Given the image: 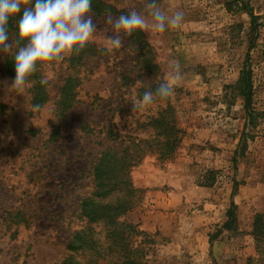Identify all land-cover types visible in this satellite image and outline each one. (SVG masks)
I'll use <instances>...</instances> for the list:
<instances>
[{
  "label": "rangeland",
  "instance_id": "1",
  "mask_svg": "<svg viewBox=\"0 0 264 264\" xmlns=\"http://www.w3.org/2000/svg\"><path fill=\"white\" fill-rule=\"evenodd\" d=\"M103 1L152 22V0ZM156 3L169 16L182 11V25L136 30L119 49L110 48L105 15L92 13L96 32L80 59L38 68L48 80L38 109L32 86L22 94L11 88L2 69L10 54L0 52V264H60L73 232L87 225L107 245L125 243L134 264H264V231L254 230L255 217L264 216V0H238L244 9L235 0ZM177 63L183 78L168 103L178 147L166 158L145 151L128 170L131 187L106 199L126 196L131 209L89 223L79 204L92 192V162L113 145L106 129L117 143L152 138L142 124L166 101L137 110L133 102L140 87L165 82ZM244 70L252 123L237 90ZM68 81L72 103L61 114Z\"/></svg>",
  "mask_w": 264,
  "mask_h": 264
},
{
  "label": "trees",
  "instance_id": "2",
  "mask_svg": "<svg viewBox=\"0 0 264 264\" xmlns=\"http://www.w3.org/2000/svg\"><path fill=\"white\" fill-rule=\"evenodd\" d=\"M34 2V0H33ZM238 4V0H235ZM240 5V4H238ZM22 8L24 5L22 4ZM242 9V5H240ZM107 11H110L112 15H123V11L116 10L112 5L107 4L103 0H92V13L101 16L105 15ZM22 15V12L20 13ZM249 17L254 26L255 16L249 13ZM20 17L19 15L11 17L9 19L8 31L9 36L13 40H18L17 24ZM24 42H21V45ZM20 46V45H18ZM17 46V47H18ZM148 47L146 42L142 43L141 49ZM16 52V51H15ZM15 52L3 58L2 69L10 78L15 79ZM79 55H72L68 58L69 65H74L76 61L80 59ZM39 68V65H38ZM150 70L152 65H147ZM33 81V105L37 106L40 103L47 100V92L45 85L40 83V72H36L34 76L30 78ZM68 79V78H67ZM121 79H127L126 76ZM250 73L247 70L241 72L237 81V87L239 93L242 94L245 99V111L249 122L252 123V115L254 112L251 108V92H250ZM70 84L68 81L61 88L60 112L68 108V105L72 103L70 99ZM160 84L155 82L147 87H140L138 98L141 99L144 92L151 90L155 91ZM157 101H164L157 99ZM166 101V107L161 108L155 114L148 118L146 124L142 126H150L153 129V137L148 139H138L133 136H126L125 140H121L119 143V135L113 133L110 128H107L106 137L113 138V145H108L98 153L96 159L92 162L90 167V174L92 179V192L81 199L79 204L80 216L85 217L89 223L96 222L104 218H116L124 215L132 207L130 198L120 197L116 203H107L106 199H110L116 191L123 187H131L128 179V170L133 167L145 154V151H158L160 157H169L180 143V130L177 127V120L175 117L174 109ZM5 107L0 105V112ZM156 146V147H155ZM264 216L257 215L255 217L254 230L256 232L264 231L263 227ZM90 225H87L79 230H76L71 235L69 241L66 244V249L70 252L65 258L62 259L60 264H134L132 259L129 260L127 245L116 239L111 244L105 243L100 239L98 231ZM115 238L116 236H112ZM107 245V246H105ZM81 253L85 256V260L77 258L76 254ZM117 259L114 261L115 256Z\"/></svg>",
  "mask_w": 264,
  "mask_h": 264
},
{
  "label": "clouds",
  "instance_id": "3",
  "mask_svg": "<svg viewBox=\"0 0 264 264\" xmlns=\"http://www.w3.org/2000/svg\"><path fill=\"white\" fill-rule=\"evenodd\" d=\"M22 4L26 5L23 7ZM152 22L136 10L126 15L113 17L106 10L107 23L112 25L113 35L109 37L110 48L119 49L123 46L124 37H130L136 30L152 29L164 32L168 27L178 28L184 21V13L176 11L167 15L152 0L146 5ZM22 12V15L20 13ZM19 15L17 24L18 40L9 36L8 24L11 17ZM96 24L92 16V0H0V52H15V79L11 85L18 93H24L33 81L39 67L50 66L66 57L79 55L93 42ZM21 42H24L21 45ZM180 66L177 63L174 71L169 73L165 82L156 90L145 91L141 99L133 102V110L142 109L154 104L157 99L168 100L175 94V86L182 80ZM40 83H48L41 78ZM39 108V105L36 106Z\"/></svg>",
  "mask_w": 264,
  "mask_h": 264
}]
</instances>
